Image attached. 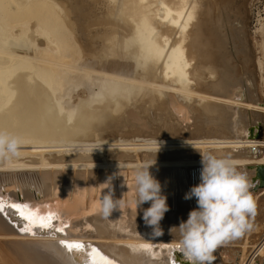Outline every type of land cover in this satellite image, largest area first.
Wrapping results in <instances>:
<instances>
[{
	"label": "bare ground",
	"instance_id": "1",
	"mask_svg": "<svg viewBox=\"0 0 264 264\" xmlns=\"http://www.w3.org/2000/svg\"><path fill=\"white\" fill-rule=\"evenodd\" d=\"M238 15L235 0H0V129L23 140L18 157L0 159V177L8 171L36 174L42 187L38 191L32 185V197L20 190L12 193L13 199L33 202L44 196L46 178L59 171L73 172L52 182L66 186L59 203L52 199L49 207L34 204L41 213H57L56 226L63 222L65 235L19 234L0 214V264H82L73 255L78 252L69 253L58 244L61 240L94 245L114 264H173L178 255L171 251L178 236L169 229L197 206L195 198L185 200L184 195L200 183L202 155L228 156L238 169L264 165V140L247 137L253 123L247 110L264 113V108L254 99L250 75L240 73L235 64L248 58V38ZM84 56L94 59L96 67L116 59L130 70L89 71L81 63ZM81 73L100 77L98 90L67 109L61 93ZM177 98L186 104H179ZM102 108L114 119L107 124L129 136L127 143L110 141L70 155L75 146L63 144L91 143L92 132L86 134V141L81 133L90 120L96 121L91 110ZM151 117L162 125L154 126ZM183 118H194L196 124L184 127ZM99 125H93L97 131ZM206 125L212 128L207 130ZM143 126L158 128L153 133L141 131L143 136L169 141L150 149L168 152L137 154L134 162L130 152L144 145L130 142ZM251 148L262 149L261 156L236 153ZM143 163L169 172L156 177L170 209L160 221L163 235L159 237L143 220V210L151 202L136 208L128 198L109 219L97 210L106 187L108 192L110 186L116 187V199L122 187L126 199V190H133L129 169ZM79 171L85 177L75 174ZM90 171L94 173L88 175ZM156 172L161 173L155 170L151 175ZM259 195L264 189L253 199ZM145 244L151 251L140 248ZM86 250L80 256L90 264ZM255 257L264 258V240L254 248L249 264Z\"/></svg>",
	"mask_w": 264,
	"mask_h": 264
},
{
	"label": "rangeland",
	"instance_id": "2",
	"mask_svg": "<svg viewBox=\"0 0 264 264\" xmlns=\"http://www.w3.org/2000/svg\"><path fill=\"white\" fill-rule=\"evenodd\" d=\"M235 3H236V6L238 8V12H239V15L237 17L238 22H239V26L243 25L244 29L246 30V35L248 38L247 39V46H248L247 47L248 48V54L247 55H248V58L243 63L235 62V64L237 65V68H238L240 73L243 72L247 76L250 75L249 77H250V79H252L254 96L256 97V98L254 97V99H255V101L258 102V104H259V106H261V108H264V53H263L264 52L263 51L264 50V34H263L264 33V31H263L264 30V0H235ZM259 20H261V21H259ZM259 22H261L260 24L262 27L259 26ZM261 28H263L262 31L260 30ZM255 30H258L260 32L258 33V31H255ZM261 32H263V33L261 34ZM262 47H263V49H262ZM94 61L95 60L92 59L91 57L84 56L82 58L81 63L83 64L84 67H87L89 69V71H97V72H106V71H112L113 69H116V71H121V72L125 73L126 70H124V69L128 68L125 66V62L121 61V60L114 59V60L102 62L97 67L94 66ZM118 63H120V64H118ZM124 67H126V68H124ZM118 68L120 70H118ZM95 69H98V70H95ZM99 70H101V71H99ZM129 70L130 69L128 68L127 71H129ZM87 75L88 74L81 73L79 78L73 77L72 80L70 79L71 81H69V83H67L65 88H63V92L61 93V95H64L63 96L64 98L61 99V103L67 109L71 108L74 105L71 103L76 104L78 102L77 99L81 100L82 98L89 97L90 95H93L94 92L95 93L97 92V90H98L97 84L101 78L94 76V75H88L89 76L88 77ZM87 79H89V80H87ZM80 97H82V98H80ZM176 101L179 102V104H181V103L186 104L179 98H177ZM172 102H175V101L172 100ZM69 104H71L72 106ZM192 105H194V103ZM91 111L95 114L96 121L92 123V120H90L91 122H89L87 125L88 128L84 127L85 130L81 133L84 136L83 141H86L88 139L86 134H88V132H92V135L90 136L91 143L90 142L89 143L83 142V143H77L76 144V141H74V142H72L73 143L72 144L71 141L70 142L66 141L67 143L65 142L66 145L64 143L63 144L64 146H68V145L69 146H75L74 147L75 149H73V150H76V152H70L69 153L70 155L82 154L85 150L92 149V148L95 149V147H93L95 145L97 146V145H103V144H105V145L110 144V141L121 145V144H126L127 142H125V141L129 140V138H126V136H128L127 134L124 135V134L115 132L117 130V126L115 124L113 125V123H111V126H114V128L113 127L111 128L109 126L110 124H107V122H109L110 120H114L113 118L111 119L109 117L107 110H104V108H102V109H96V110L93 109ZM251 111H256L258 113H257L255 122H253L254 124L248 125L249 129L254 128L253 134H250L248 131L247 137H248V139H251V140L262 141V140H264V113H261L257 110H251ZM181 113L182 112H180V116L183 115ZM130 116H128V117H130ZM148 119L151 120L152 117L148 118ZM182 120L184 121L182 123V125L184 127L188 125V126H190V128H192L193 125L196 124V120L194 118H192L190 120H186L183 118ZM152 121L154 123V126H161L162 125L161 122L158 121L157 119L156 120L152 119ZM131 122L135 123L136 120L131 119ZM92 124L94 126L100 124L98 127H101V128L103 125V127L106 129L102 128V129H104L103 130L104 132L101 131L102 130L101 128H99L100 131H97V129ZM105 124H107V126ZM154 126L152 127V129L158 130V128L154 127ZM109 128H111V129H109ZM115 128H116V130H115ZM211 128H212V125H206V127H205V129H207V130H210ZM138 129L140 131L136 134L134 141L130 142V144L144 145V146H141V147L140 146H134L135 148H140V150H137L136 152H130V155H132V157L134 158V162L136 161L135 159H136L137 154L140 157H143L144 155L150 156V155H154L156 153L164 154V153L168 152V151H160V150H151L150 148H154L153 146H157V144L169 143V141H162L161 142L158 139L156 141V139H153L152 137L143 136L141 131L144 130V132H145L147 130V126H143L142 129H141V127H139ZM152 129H149L147 131L148 132L150 131L149 133H153L151 131ZM106 130H108V131H106ZM111 130H113V131H111ZM98 133H100V135H98ZM101 133L103 136H101ZM103 141L104 142L106 141L107 143L106 142L104 143ZM152 144H156V145H152ZM65 154H67V153H65ZM94 154H96V153H94ZM148 162H152V160H148ZM142 165H144V163L141 164L140 166H142ZM137 168L138 167L136 166L134 168H130L129 170L133 172ZM155 170L161 171V173L156 172L155 176H153L156 180H158V178H156V177L167 176L169 173L167 169L149 168V171L151 174H153ZM104 171L105 170L99 171V172H104ZM64 173L72 174L73 172L71 170L64 171V172L59 171V172H56V174H54L52 177H48L45 179L47 181V183L44 184V191H41V193L44 192L45 194L43 197L37 198V201H35L36 203H38L37 206H40V203H42L41 201H47V202L50 201V203H53L55 200H57L58 203L60 202V199H58V197H60V193H63L66 186L61 188L59 180L61 179V177L63 176ZM93 173H94V171H90L88 173V175L93 174ZM75 174H82V177H85V173L81 172V171H79L78 173L76 172ZM2 175L3 176L0 177V183H2V185L0 186V189L3 187L6 191V193L8 195H10V197H12V199H13L12 193H14L16 191L19 192V190H20L23 193L26 192V195H29L32 197V194H33L32 191L34 190V187L38 188V191L40 190V187H42V183L39 184V179L37 178L36 174L33 175V173L30 174L26 171H17V172L8 171V172L3 173ZM111 175L113 176L114 174H111ZM104 177H106V176H104ZM1 179H2V181H1ZM122 180L126 181V178H123ZM56 181H59L58 182L59 184L55 185L54 183H52V182H56ZM128 181L130 184H132V178L128 179ZM128 181H126V184L128 183ZM121 183H122V185H124V182H121ZM82 184H84V183H82ZM93 184H94V182H92V185ZM105 184H106V182H105ZM16 185H18V187H20V189H18V187H16ZM32 185H34V187ZM112 187H114V186H112ZM112 187L110 186V190L112 192L116 191V187H114L115 190ZM93 188H94V185H93ZM93 188H92V191H93L92 194L94 195ZM120 188H119L120 191L118 190V199L119 198L122 199L124 196V191H122V187H120ZM62 189H63V191H62ZM127 190H126V199H124V200L126 201L129 198V202L131 203V201H132L131 196L133 195V190H131V191L129 189H127ZM38 191H36V192H38ZM52 191H54V197H52ZM104 191L105 192L103 193V195L108 192V187H106V189H104ZM98 192H99V186H98V191H96V197L99 194ZM119 192H120V194H119ZM114 193L115 192H113V194ZM127 194L130 196H128ZM114 195H113V198L116 199L115 198L116 193ZM94 197H95V195H94ZM38 199H40V201H38ZM52 199H54V201H52ZM13 200H16V199H13ZM254 200H255L256 205H257V211H256V215H255L254 219L252 220V223H253L252 230L250 232L245 233V235H243L241 238L234 240V241H232V242H230L224 246L219 247L216 250V252L214 253V256L216 257L214 264H249V260L251 259L252 255H253L254 248L256 246H258L262 242V240H264V195H262V196L259 195L256 198H254ZM21 202L27 203V204L31 203L29 201H21ZM126 204H127V201H126ZM132 205H135V203H133ZM56 207H57V205L54 204L53 208H56ZM139 207H142V205L138 206V208ZM87 214H89V212ZM171 242H173V241H171ZM263 259H264L263 257H255L253 264H264Z\"/></svg>",
	"mask_w": 264,
	"mask_h": 264
},
{
	"label": "clouds",
	"instance_id": "3",
	"mask_svg": "<svg viewBox=\"0 0 264 264\" xmlns=\"http://www.w3.org/2000/svg\"><path fill=\"white\" fill-rule=\"evenodd\" d=\"M23 140L20 136L0 129V159L18 157ZM200 183L185 193L184 199L195 198L196 208L186 220L169 229L178 238L175 246L189 264H214L216 250L241 238L253 228L252 220L257 211L251 189L255 186L246 171H241L228 156L202 155ZM152 164H144L132 173V202L136 208L151 202L143 210L146 226L153 228V235H163L160 221L168 212L167 197L161 194L160 183L151 175ZM111 179V178H110ZM125 207L124 196L114 199L113 192L101 196L97 210L104 219H109L114 210Z\"/></svg>",
	"mask_w": 264,
	"mask_h": 264
},
{
	"label": "snow or ice",
	"instance_id": "4",
	"mask_svg": "<svg viewBox=\"0 0 264 264\" xmlns=\"http://www.w3.org/2000/svg\"><path fill=\"white\" fill-rule=\"evenodd\" d=\"M15 209L16 213L26 222L25 226L20 230L32 234L33 228L51 229L53 232H63L65 224L60 223L59 226L54 225L53 221L60 219L59 215L51 210L46 213H41L40 209L34 205L27 203H15L0 198V213L5 212L7 209ZM60 244L69 252H81L88 248L90 264H114V261L104 256L97 248L86 246L79 241L61 240ZM177 249L178 247L175 246ZM144 251H151L150 245H141Z\"/></svg>",
	"mask_w": 264,
	"mask_h": 264
},
{
	"label": "water",
	"instance_id": "5",
	"mask_svg": "<svg viewBox=\"0 0 264 264\" xmlns=\"http://www.w3.org/2000/svg\"><path fill=\"white\" fill-rule=\"evenodd\" d=\"M256 103H258L256 101ZM256 111H251V110H247L246 114L250 117V119L253 120V122L256 120V116H257ZM253 124V123H252ZM253 130L254 128H250L248 129L250 134H253ZM239 156H243V157H255V158H259L262 154V149H255V148H251L250 150H240L238 152H236ZM239 170L241 171H246L248 173V176L250 178V180L253 182V184L255 185L250 191L252 193V196L256 193H259L260 191H262L264 189V165H250V166H242L241 168H239ZM3 189V187H2ZM10 201V200H8ZM11 202H15V203H21L23 204L19 199L17 200H12ZM46 201L42 202L45 203ZM40 203V206H46L49 207L48 204H42ZM31 205L37 204L35 201L29 203ZM50 204V203H49ZM1 216L6 220L7 224L14 228V230L19 233V234H29V235H33V236H55V235H65L64 232H53V230L51 229H41L39 230V228H34L33 229V233H26L21 231L20 229L23 228L26 224V222L16 213L15 209H7L5 212L0 213ZM55 225V224H54ZM58 244L60 246H62L60 244V242H58ZM86 246H92L97 248L94 245H91L89 243H85ZM63 247V246H62ZM172 252L176 253L178 256H176V260L173 262V264H189V262L186 260V258L184 257V255L182 254L181 251H179V249L175 248L174 250L172 249L171 254H173ZM72 253H76V252H72ZM86 254H89V252L86 250ZM76 257L80 258V261H82V264H86L85 263V257L80 256V252L73 254ZM182 255V256H181ZM171 256V255H170ZM264 260V259H263ZM170 263H172V261L170 260ZM81 264V263H79Z\"/></svg>",
	"mask_w": 264,
	"mask_h": 264
}]
</instances>
